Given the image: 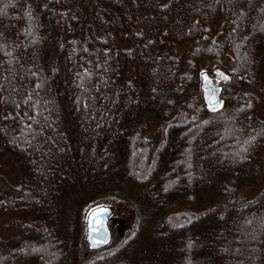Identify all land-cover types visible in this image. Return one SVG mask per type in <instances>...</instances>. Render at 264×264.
I'll return each instance as SVG.
<instances>
[{"label":"trees","instance_id":"trees-1","mask_svg":"<svg viewBox=\"0 0 264 264\" xmlns=\"http://www.w3.org/2000/svg\"><path fill=\"white\" fill-rule=\"evenodd\" d=\"M120 13L118 38L111 17ZM205 37L211 52L200 53L197 80L213 52L237 41L239 54L247 40L242 58L217 63L224 105L214 113L170 45L191 52ZM261 108L264 0H0V150L26 175L12 187L17 199L0 205L26 231L16 248L0 243V264H135L124 258L128 238L95 250L81 238L75 249L61 226L64 187L76 206L130 180L146 197L132 204L134 228L154 241L142 264H264ZM154 125L157 144L145 136Z\"/></svg>","mask_w":264,"mask_h":264},{"label":"rangeland","instance_id":"rangeland-1","mask_svg":"<svg viewBox=\"0 0 264 264\" xmlns=\"http://www.w3.org/2000/svg\"><path fill=\"white\" fill-rule=\"evenodd\" d=\"M117 16H121L123 18L124 14L120 13V14H116V16L111 17L114 21L115 27H119L118 31L117 29H115L117 37L119 38L120 36H125L124 34L125 25L124 26L121 25V22L119 21L120 18ZM136 34L140 35L141 33L137 32ZM160 34H163V33L161 32ZM201 35L204 36V34H201ZM205 38L206 39L203 43L197 42L196 43L197 45H194L195 49H193V51L191 52L186 51V50L191 49V47L187 44H183V45L170 44L171 49L176 54V57L178 58L181 57L180 58L181 59V71H179L181 75L189 73V71H191V69L194 68L193 71L190 72L191 74L189 73V77H190L188 79L189 83L186 81L184 77H183V80L185 79V82L190 86V88L193 87L195 81H198V86H199L201 95H202L201 73L203 71H208V70H201L198 73V80H197V73L194 72V70L197 65L198 67L200 66L204 68V63H206L205 62L206 60L204 58L203 59L199 58L200 53H202V56L205 55L206 57V55H209L211 52L210 47L205 46V43L211 44L210 37H205ZM246 42H243L240 45L239 54L235 53L236 50L238 51V48H239L238 42L236 41L234 42V46H232L231 43L229 42V44L231 45L232 51L230 50V48L222 49L221 53L219 51L217 53L213 52L210 56L211 59L208 58L211 60L210 63L208 62V64H211L213 66V69L208 72L210 73V75L212 76L216 84H219V83L221 84V81L225 79V73L221 71L220 69H218L217 63H223L225 66L226 64L229 65L230 59L235 54H236L235 57L242 58L243 51L245 50L244 47L246 46ZM122 46H124L125 54H127L128 56V55H131L130 52L135 49L136 44L134 43L133 39H129L128 41L123 40ZM47 50H48V58L51 56L52 58L53 57L57 58L55 49H53L52 47H48ZM186 61H189L190 64L193 66L187 67V65L184 63ZM59 64H60V73L63 74L64 61L62 58L59 60ZM130 67H131V63H127V71L129 70ZM21 72L23 74L26 73V71H21ZM172 79L175 80V75ZM20 80L23 84L22 79ZM204 109L208 113L217 112V111H214V112L208 111L205 106H204ZM259 112H260L259 114L260 117L264 119V110L261 108L259 109ZM4 125L7 126L5 122H4ZM9 130L13 131V129H9ZM60 133L62 134V132ZM65 135H66L65 138L68 139V137L71 134L66 132ZM145 136L148 138V140L152 144H157L161 138V132L159 131L158 126L154 125L146 131ZM238 141H239V137L237 136V138L233 142V145H235L236 147L240 146V143ZM110 156L111 157L113 156L112 153ZM109 159L110 157L108 158V160ZM33 161L35 164L38 163L37 160H33ZM163 164H166V162L163 161ZM262 166L264 170V161H263ZM23 175L26 176L25 174ZM23 175H20L19 172H17V168L15 167V165L11 163V156L7 152L0 150V205L6 202L11 203L13 200L17 199V196H16L17 192L13 190L12 187L16 186L22 180V178L24 177ZM124 183H127L129 184V186H131V190L133 191L131 196L126 191L125 188L127 186ZM110 190H111L110 192L105 191V193H96L92 197V199H89V200L83 201L82 199L80 202H78V205L75 206V204H72V202L75 201V199L68 198L67 194L65 193L67 190L64 187V189L61 190L64 194L62 195L64 199H61L60 203L62 204V211L67 213L68 222L65 224H62L64 223V221L61 222V226L64 227L63 231L67 235V239H69L68 242H70V238L72 239V237H74L73 240L76 242V245H77L75 249H78L82 242L81 238L86 243V240H85L86 220L85 219H86V215L89 212V210H91L92 208L98 205H109L112 207V210H113L111 219L109 221V227L111 228V232H112V237H111L112 243L115 245L121 242L124 239V237H126V239L128 238L126 242L127 246L124 247V249L126 250L124 253L125 255L124 258L129 259L130 261H133L135 264H142L143 257L141 255V250L143 251L144 246L146 245L152 246L154 241L149 240L150 232L148 230V227H146L145 225L143 228H140V229L134 228L136 220L140 221L141 219V213L138 214V212L134 210L133 205H135L136 207H140L141 203L142 204L146 203L145 191L137 183L136 184L134 182L131 183V180L130 182L123 181L121 192H117L113 189H110ZM255 191H257V188L255 187L248 188L246 189V194L249 196H253L256 193ZM70 204H72L74 207V210H73L74 212L72 213L69 212ZM19 205H20L19 203L16 204V207L18 208ZM21 211H25V209ZM57 221L58 220L54 219V222H57ZM51 222H53V219ZM72 223H75V224L72 225ZM10 231H12V233H9ZM22 232H26V231H23L22 224L20 223V220L15 215H12L10 211L9 212L5 211L4 213L0 214V243H3V244L10 243V245L16 248L17 247L16 245H19L20 240L22 238L24 239L25 237L23 236L24 233ZM132 237L134 240H132ZM65 240H63L64 243H65ZM155 248H157V246H155ZM152 251L157 253V251H155L154 249ZM47 255H49V252ZM23 260H24L23 258L21 259V257H18L19 264H23L22 262ZM31 262H33L32 259L30 260V263ZM38 263L39 262L37 261L36 264Z\"/></svg>","mask_w":264,"mask_h":264},{"label":"water","instance_id":"water-1","mask_svg":"<svg viewBox=\"0 0 264 264\" xmlns=\"http://www.w3.org/2000/svg\"><path fill=\"white\" fill-rule=\"evenodd\" d=\"M201 90L203 103L208 111L214 112L222 108L224 99L221 97L222 85L216 84L208 71L201 73ZM95 213L92 217V228L89 227V214ZM112 208L109 205H98L86 215V236L85 240L89 249H99L110 242L111 230L108 225ZM106 240V242H101ZM95 245V246H93Z\"/></svg>","mask_w":264,"mask_h":264},{"label":"snow or ice","instance_id":"snow-or-ice-1","mask_svg":"<svg viewBox=\"0 0 264 264\" xmlns=\"http://www.w3.org/2000/svg\"><path fill=\"white\" fill-rule=\"evenodd\" d=\"M94 215H95L94 212L89 214V227H90V228H92V217H93ZM92 230L94 231L95 229L92 228ZM101 242H106V240L101 241ZM93 246H95V245H93Z\"/></svg>","mask_w":264,"mask_h":264},{"label":"flooded vegetation","instance_id":"flooded-vegetation-1","mask_svg":"<svg viewBox=\"0 0 264 264\" xmlns=\"http://www.w3.org/2000/svg\"><path fill=\"white\" fill-rule=\"evenodd\" d=\"M110 219H111V217H110ZM110 219H109V221H110Z\"/></svg>","mask_w":264,"mask_h":264}]
</instances>
